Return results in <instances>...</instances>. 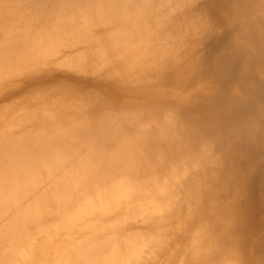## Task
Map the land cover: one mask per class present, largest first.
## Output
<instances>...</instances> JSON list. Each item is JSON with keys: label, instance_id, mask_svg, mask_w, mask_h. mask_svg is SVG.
Instances as JSON below:
<instances>
[{"label": "bare ground", "instance_id": "bare-ground-1", "mask_svg": "<svg viewBox=\"0 0 264 264\" xmlns=\"http://www.w3.org/2000/svg\"><path fill=\"white\" fill-rule=\"evenodd\" d=\"M0 264H264V0H0Z\"/></svg>", "mask_w": 264, "mask_h": 264}]
</instances>
